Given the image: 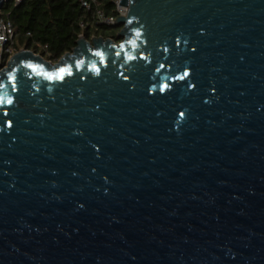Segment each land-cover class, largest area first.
<instances>
[{"label": "water", "instance_id": "obj_1", "mask_svg": "<svg viewBox=\"0 0 264 264\" xmlns=\"http://www.w3.org/2000/svg\"><path fill=\"white\" fill-rule=\"evenodd\" d=\"M120 4L0 70V264H264V0Z\"/></svg>", "mask_w": 264, "mask_h": 264}, {"label": "trees", "instance_id": "obj_2", "mask_svg": "<svg viewBox=\"0 0 264 264\" xmlns=\"http://www.w3.org/2000/svg\"><path fill=\"white\" fill-rule=\"evenodd\" d=\"M8 5L19 43L54 61L70 51L81 35L89 39L96 35L93 26L104 27L92 22L78 0H22ZM102 6L116 14L114 0H102Z\"/></svg>", "mask_w": 264, "mask_h": 264}, {"label": "built area", "instance_id": "obj_3", "mask_svg": "<svg viewBox=\"0 0 264 264\" xmlns=\"http://www.w3.org/2000/svg\"><path fill=\"white\" fill-rule=\"evenodd\" d=\"M7 3L18 4L22 0H5ZM81 7L85 12L90 15L92 22L100 26H113L116 19L122 15H127L128 8L120 4V0H114L116 14L109 13L102 6V0H78ZM84 24V23H82ZM96 36V35H93ZM41 49H46L47 46L42 47L37 44ZM20 49L16 46V33L12 21L8 13L1 12L0 10V70L7 66L9 59ZM33 50V49H31ZM36 54H41L38 50H33ZM43 55V54H42ZM44 56V55H43ZM47 59V58H46ZM50 60V59H48ZM54 62V60H50Z\"/></svg>", "mask_w": 264, "mask_h": 264}, {"label": "rangeland", "instance_id": "obj_4", "mask_svg": "<svg viewBox=\"0 0 264 264\" xmlns=\"http://www.w3.org/2000/svg\"><path fill=\"white\" fill-rule=\"evenodd\" d=\"M8 4L9 3H7L3 9H1V12L8 13V9H9V7H8L9 5ZM121 29H122V26H104V27L93 26L92 31L94 33H96V35H98V36H104V37H107V38H113L116 41H119L118 34L121 31ZM16 46L20 47V49L25 47V45H21L19 43V40H18L17 37H16Z\"/></svg>", "mask_w": 264, "mask_h": 264}]
</instances>
